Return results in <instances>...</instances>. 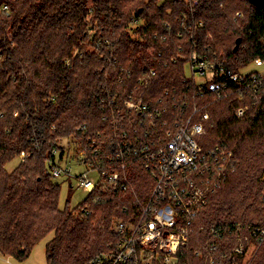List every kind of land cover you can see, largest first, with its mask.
I'll list each match as a JSON object with an SVG mask.
<instances>
[{
	"label": "trees",
	"instance_id": "obj_1",
	"mask_svg": "<svg viewBox=\"0 0 264 264\" xmlns=\"http://www.w3.org/2000/svg\"><path fill=\"white\" fill-rule=\"evenodd\" d=\"M187 6V0H0L1 254L23 260L53 231L45 245L46 264H89L118 241L113 218L130 221L140 215L154 182L140 154L124 158L126 189L97 185L72 209L60 208V184L48 163L54 150L63 153L60 140L70 135L77 138L75 156L90 146H99L105 156L118 148L123 132L131 140L135 133L143 137L140 115L123 105L130 93L150 104L162 99L169 107V124L179 114L190 115L194 106L199 113L207 111L205 130L197 136L200 145L224 143L236 158L235 170L197 214L186 244L177 251V264H207L211 257L230 261L236 237L227 226L236 221L245 230L249 224L264 226L246 218L252 200L247 201L246 156L240 145L249 133L252 140L263 135L264 106L237 116V99L217 98L208 89L198 93L185 73L193 39L200 51L204 45L226 51L235 70L264 58V6L199 0L195 18L203 25L192 30L179 22ZM230 30L235 40L241 38L236 50L228 48ZM150 68L155 69L152 76ZM165 90L169 96H163ZM173 112L179 116L171 117ZM243 120L249 126L242 128ZM20 152L26 156L8 169Z\"/></svg>",
	"mask_w": 264,
	"mask_h": 264
},
{
	"label": "built area",
	"instance_id": "obj_2",
	"mask_svg": "<svg viewBox=\"0 0 264 264\" xmlns=\"http://www.w3.org/2000/svg\"><path fill=\"white\" fill-rule=\"evenodd\" d=\"M198 1L187 0L188 12L179 20L180 26L187 30L203 25L202 20L195 18ZM3 9L8 13L6 4ZM242 13L236 11L235 17L242 16ZM186 57L185 66L188 64L191 72L190 76L186 74V78L193 82L196 92L202 93L208 89L217 98L229 101L237 99L239 104L234 107L237 116H245L253 107L263 108L264 71L243 73L240 69L235 70L224 55L210 51L209 46L204 45L200 51L196 39L192 40L191 50ZM253 62L261 65L264 58L256 57ZM147 74L154 75L155 69L150 68ZM142 78L140 76L138 81ZM163 94L169 96V90ZM245 97L248 100L243 101ZM123 105L140 115L143 137L135 133L131 140L123 132V140L118 148L105 156L99 146H90L88 150L80 148L75 156L72 147L77 138L74 135L66 137V161L71 154L78 163L85 165L86 170L78 175L77 185L88 193L97 185H103L106 189H126V155L140 154L154 179L140 215L130 221L116 218L112 229L120 235L118 241L109 251L94 256L89 264H177V251L186 244L197 214L221 187L228 174L235 170L236 158L224 143L207 149L200 145L197 136L205 130L204 122L209 116L207 111L199 113V108L194 106L190 115L179 114L180 117L169 124L165 116L169 107L162 99L150 104L130 93L124 98ZM172 107L178 105L173 104ZM172 114L171 117L179 116L174 112ZM135 129L134 132L137 131ZM98 136L99 132L96 133ZM100 145H103L102 142ZM57 151L54 150V156L48 161L53 177L71 170V167L62 168L56 161ZM91 172H95V176L90 175ZM227 230L236 237V244L231 250L233 256L230 261L211 257L207 264H240L238 257L245 264L247 255H252L264 240L263 226L249 224L245 230V224L236 221L227 226ZM214 231L220 234V231ZM212 246L215 247L214 244Z\"/></svg>",
	"mask_w": 264,
	"mask_h": 264
},
{
	"label": "rangeland",
	"instance_id": "obj_3",
	"mask_svg": "<svg viewBox=\"0 0 264 264\" xmlns=\"http://www.w3.org/2000/svg\"><path fill=\"white\" fill-rule=\"evenodd\" d=\"M242 12L244 11L242 10ZM228 33H229L228 48L234 47L235 37L233 36L235 32L230 30V32ZM242 46L243 45H241L240 48H243ZM220 50L221 51H219L218 53L224 55L226 58H229L226 51H223V49H220ZM149 51L151 52V50ZM188 67L189 65L187 64L185 66V72L187 76H190L191 72ZM240 70L243 73L252 72V71L263 72L264 63L261 65H258L254 63L253 61H250L249 63L241 66ZM240 124L242 125V128L249 126L247 121L245 120L240 121ZM251 128L255 131L260 129V128L258 129L254 127H251ZM262 132H263V135L260 138H257V140H252V137L249 135L250 134L249 133L242 139V143L240 145L241 147H243L245 156H246V170H247L248 179H246L244 184L248 185L247 201L249 203L252 200V203L250 204L249 208L245 212L246 218L251 219L253 221H260L264 223V193H263V187H264L263 185L264 184V177H263L264 176V128H262ZM60 142H62L61 144H63L62 146L64 147V151L62 153V156L60 157V151L58 150L55 155V159L56 161H58L59 165L62 168L65 169L66 167H71V170L69 173L63 172L58 176H54L53 180L60 184V194H59L60 208H63L66 204L69 208L72 209L77 204H79L81 201H83L84 198L88 194L87 190L77 185L78 175L81 172L85 171L86 167L82 163H78L74 159V157H72L71 154H70V157L68 156L69 158L66 161V138H62ZM15 156H16L15 158H13L11 161L8 162L7 164L8 169L13 168L14 165L19 161V159L23 156H26V154H24L23 152H20V154H17ZM90 175L95 176V172H91ZM261 195L263 197V202H261L260 200ZM115 219L114 218L112 219L111 227H113V222ZM52 237H53V231H50L42 239H40L37 244H35L32 247L29 256L23 260H18L13 256H6L0 253V264H46L45 245ZM258 246L255 248L252 255H250V253L247 255L248 258H247L246 264L252 263V261L254 260V255H255L254 253L255 251H257ZM252 248L253 247H251L250 250ZM252 264H264V244L259 250V254L257 255V257L255 258Z\"/></svg>",
	"mask_w": 264,
	"mask_h": 264
},
{
	"label": "water",
	"instance_id": "obj_4",
	"mask_svg": "<svg viewBox=\"0 0 264 264\" xmlns=\"http://www.w3.org/2000/svg\"><path fill=\"white\" fill-rule=\"evenodd\" d=\"M252 4L256 5L257 7H263L264 6V0H248ZM241 41L240 37H237L235 40V45L233 47V50H236L239 46V43Z\"/></svg>",
	"mask_w": 264,
	"mask_h": 264
}]
</instances>
